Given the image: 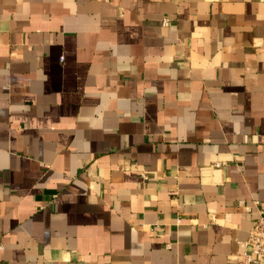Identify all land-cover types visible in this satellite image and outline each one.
<instances>
[{
    "label": "crops",
    "instance_id": "obj_1",
    "mask_svg": "<svg viewBox=\"0 0 264 264\" xmlns=\"http://www.w3.org/2000/svg\"><path fill=\"white\" fill-rule=\"evenodd\" d=\"M262 211L264 0H0V264H244Z\"/></svg>",
    "mask_w": 264,
    "mask_h": 264
},
{
    "label": "built area",
    "instance_id": "obj_2",
    "mask_svg": "<svg viewBox=\"0 0 264 264\" xmlns=\"http://www.w3.org/2000/svg\"><path fill=\"white\" fill-rule=\"evenodd\" d=\"M168 19H163L167 24ZM244 264H264V212L253 222L247 239L243 244Z\"/></svg>",
    "mask_w": 264,
    "mask_h": 264
}]
</instances>
